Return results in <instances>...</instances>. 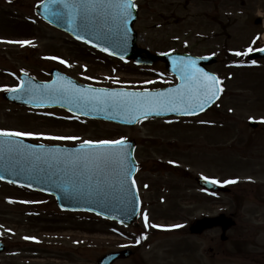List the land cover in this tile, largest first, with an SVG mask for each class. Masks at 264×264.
Listing matches in <instances>:
<instances>
[{"label":"rangeland","instance_id":"1","mask_svg":"<svg viewBox=\"0 0 264 264\" xmlns=\"http://www.w3.org/2000/svg\"><path fill=\"white\" fill-rule=\"evenodd\" d=\"M38 1L0 0V131L28 132L38 137L25 136L35 142L59 145L134 141L142 210L136 224L118 227L94 215L63 213L51 197L0 182V240L7 246L0 264H95L104 255L126 248L133 249L134 256L116 264H197L202 256L196 251L207 241L189 235V224L221 212L235 214L238 221V228L228 233L229 254L202 262L264 264V61L235 66L251 50L264 46V27L257 23L259 16L264 18V0L142 4L135 25L139 44L154 53L216 55L219 62L210 70L225 80L226 95L199 118L146 120L132 128L75 120L63 111L65 115L35 111L4 100V89L18 88L21 72L48 81L53 68L98 86L174 82L161 64L142 70L122 65L42 23L34 13ZM250 120L260 124L257 130L249 127ZM196 177L215 179L230 187L232 194H204ZM142 236L146 241L140 244ZM241 243L244 253L238 254L235 244Z\"/></svg>","mask_w":264,"mask_h":264},{"label":"snow or ice","instance_id":"2","mask_svg":"<svg viewBox=\"0 0 264 264\" xmlns=\"http://www.w3.org/2000/svg\"><path fill=\"white\" fill-rule=\"evenodd\" d=\"M52 3L63 5L65 9L69 10L70 22H74L78 14L82 21L79 27L83 31L91 30L90 18L101 22V26H109V31L112 30V26L117 29L122 28L124 31L120 43L126 49L127 24L132 16L133 9L136 8L134 0H52ZM110 9H118V14L111 15ZM92 13H95V17H92ZM55 15L59 19L63 16V13L57 12ZM76 38L78 40L83 39L80 35H77ZM84 42L88 43L87 40ZM15 43L21 45L31 44L30 41H15ZM95 46L93 45V47ZM101 51L107 52L108 49L101 48ZM235 54L241 55L239 52ZM48 59L58 58L48 57ZM59 62L66 63L64 60ZM180 68L179 77L183 83L178 87L170 88L167 92H116L92 87L81 89L71 81L64 82V78L60 76L51 85L30 86L28 91L34 92L37 88L44 90L40 98L36 100L37 106H43L45 99L59 102L66 101L69 105V111H72V108L75 107L79 112L87 115L88 113L83 111L84 108L91 106L93 110H97L103 105L106 108L123 112L136 121H139L141 117L159 116L165 112L190 115L203 111L208 104L218 98L219 93L222 91L218 87L220 83L218 77L209 75L202 69L197 68L194 60L185 62L183 58H180ZM4 90L22 91L23 85L19 89ZM34 99L36 98L34 97ZM75 118L79 119V116L77 115ZM132 119L128 122L131 123ZM25 136L38 138L28 132L0 131V137L5 138L0 140V148L15 153L33 168L47 165L49 168H59L72 177L87 176L89 181L95 180L97 191L103 190L106 178L115 177L120 190L125 191V185L131 176L132 169L128 166L130 153L125 151V141L123 139L100 140L98 142L85 140L80 149H76L73 153H67L66 149H48L43 145L40 146V151L37 152L32 145H20L13 139ZM42 138L48 140L78 139L75 136H45ZM204 179L213 185L220 183L208 177H204ZM131 183L133 186L135 185L134 180ZM227 183H236V181H227ZM145 221H147V215H145Z\"/></svg>","mask_w":264,"mask_h":264},{"label":"water","instance_id":"3","mask_svg":"<svg viewBox=\"0 0 264 264\" xmlns=\"http://www.w3.org/2000/svg\"><path fill=\"white\" fill-rule=\"evenodd\" d=\"M47 8V10H46ZM118 9H110L111 15H117ZM37 12L51 24L69 32L73 36L80 35L83 37L82 41L87 40L88 44L96 45L95 47L107 48L106 53H112L111 55L117 56L123 59H134L138 64H152L157 60H163L167 63L168 69L174 71L176 64L180 61V58L186 60L188 56H180L177 54L166 55L160 58L151 56L147 51H141L136 48L137 36L133 31V25L135 22L136 13L133 9L132 16L129 18L127 24V47H122L120 41L123 37V29H117L112 26V30L109 31V26H101V22L94 18H90L92 28L90 31H83L79 25L82 23L80 16L77 14L74 22L71 21L69 10L65 9L63 5H57L52 3V0L45 1L38 7ZM62 12L63 16L57 18L55 13ZM92 17H95V13H92ZM110 20V17H109ZM253 58H264V51L255 54ZM215 60L208 63L212 64ZM199 66H204L201 60L196 62ZM54 81L57 77H63L64 82L71 81L76 87L85 89L88 88L81 85L68 77L62 76L56 72L53 73ZM30 82V83H29ZM53 83V82H52ZM52 83L48 84L51 85ZM45 85L39 84L36 81L27 79L23 82V90L18 92H8L5 98L13 103L31 106L34 108L50 107V106H63L69 109V105L66 101L59 102L56 100H47L43 102V106H37L36 100L40 98L43 89H35L34 92L28 91L30 86ZM111 91V90H109ZM124 90H117L120 92ZM130 92V91H125ZM157 93V92H152ZM34 97L36 99H34ZM72 111L79 115H85L83 112H79L75 107ZM84 112L88 114L86 116L91 118L104 119L123 125H134L138 121L132 119V117L126 115L123 112H118L112 108H106L101 105L97 110H93L91 106L84 108ZM162 115H150L149 117H160ZM147 117V118H149ZM132 119L129 123L128 120ZM146 119L141 117L140 120ZM139 120V121H140ZM256 126L255 124H251ZM5 138L0 137V140ZM20 145H32L33 149L37 152L40 151V146L37 144L29 143L21 138H13ZM48 149H66L67 153H73L76 149H80L81 146L75 148H62V147H47ZM125 151L130 153V161L128 166L131 167V176L125 185V191H121L118 181L115 177H108L104 181V187L102 191L95 189V180L89 181L87 176L72 177L69 173L62 171L59 168H49L47 165H40L38 168L31 167L26 161L22 160L13 152H8L6 149L0 148V179L3 181L15 183L20 186H25L34 190L42 191L48 194L56 196L59 206L66 210H80V211H94L96 213L104 214L112 219H120V221L131 224L134 222L138 215L139 204L138 197L136 196V190L132 185L133 175L135 173L136 163L133 158L134 145L132 143H125ZM65 153V154H67ZM205 183V182H202ZM205 187L212 190H219L226 192V189H218L216 186H212L205 183ZM134 190V191H133ZM134 197V198H133ZM128 207L125 209L126 202ZM122 216V217H121ZM235 223L231 219H226L221 216L216 219H205L198 221L192 228V232L202 233L207 228L222 227L223 232L226 233L232 228ZM225 239V238H224ZM5 250V246L0 242V254ZM119 256H112L103 260L101 264H111Z\"/></svg>","mask_w":264,"mask_h":264},{"label":"flooded vegetation","instance_id":"4","mask_svg":"<svg viewBox=\"0 0 264 264\" xmlns=\"http://www.w3.org/2000/svg\"><path fill=\"white\" fill-rule=\"evenodd\" d=\"M219 232H220L219 229L210 230V231H207L206 233H204L203 235H201L202 237L200 236L201 238L209 241L210 247L208 248L209 253L205 252V250L203 248L201 251H199L200 248H198V252L200 254H202V256L207 255L206 257L210 258L211 261H214L219 256L227 255L226 250H225V246L229 241L224 242L222 244H219L217 235L216 236L212 235L215 233L219 234ZM218 250H221L223 253H219ZM238 253L243 254L242 251H240ZM198 264H204V263L199 262Z\"/></svg>","mask_w":264,"mask_h":264}]
</instances>
